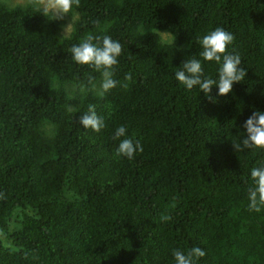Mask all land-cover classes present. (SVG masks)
Here are the masks:
<instances>
[{"label":"trees","instance_id":"16d2710c","mask_svg":"<svg viewBox=\"0 0 264 264\" xmlns=\"http://www.w3.org/2000/svg\"><path fill=\"white\" fill-rule=\"evenodd\" d=\"M40 7L0 0V264H174L194 246L195 264H264V205L247 199L264 149L233 145L264 110V0H79L67 34ZM217 26L246 75L213 103L174 71ZM87 35L122 46L102 96L68 52ZM89 104L99 132L78 123ZM121 125L132 159L115 154Z\"/></svg>","mask_w":264,"mask_h":264},{"label":"clouds","instance_id":"9594fccd","mask_svg":"<svg viewBox=\"0 0 264 264\" xmlns=\"http://www.w3.org/2000/svg\"><path fill=\"white\" fill-rule=\"evenodd\" d=\"M41 2L43 3V0ZM78 3L79 0H47L39 11L44 17L51 16L52 20H63L66 15L71 17L70 13L74 7L78 6ZM70 25L71 22L62 25L64 34L67 33ZM232 41L233 35L219 26L196 37L200 51L192 54L190 58L186 57L178 67H175L174 79L185 90L198 88L199 92L213 103H215V97L211 95L213 87H215L216 96H226L232 92L233 85L241 82L246 75V69L241 66L240 55L227 51ZM121 50V43L109 35L102 37L87 35L79 43L71 45L68 52L76 64L88 65L100 72L98 94L102 96L116 87L117 81L113 78V72ZM202 62H214L217 65L215 78L205 74ZM78 123L82 129H91L93 132H99L105 127L103 117L97 115L95 106L92 104H89L87 111L82 113ZM242 128L243 135L240 137V143L233 144L236 150L264 149V110L253 106L250 115L243 121ZM125 133L126 129L123 125L115 128L114 137L118 139L115 154L132 159L134 154L143 151V147L138 139L127 137L119 139L125 137ZM250 179L252 186L247 193L248 207L259 211L260 206L264 205V163L250 169ZM166 218L163 217V219ZM204 254L202 248L195 246L184 252L179 249L172 252L174 264H195V261Z\"/></svg>","mask_w":264,"mask_h":264},{"label":"rangeland","instance_id":"374dc122","mask_svg":"<svg viewBox=\"0 0 264 264\" xmlns=\"http://www.w3.org/2000/svg\"><path fill=\"white\" fill-rule=\"evenodd\" d=\"M4 1L7 2L8 4H11V5L24 4V3L32 1L41 7L43 6V3H47V0H43V3L41 2V0H4ZM71 17H72V21H71ZM71 17L67 16V24L71 22V25H70L67 33H69V31L71 30L73 20L75 19V16H71ZM161 35H162L163 40H165V41H171L172 40L171 35L167 32H161Z\"/></svg>","mask_w":264,"mask_h":264}]
</instances>
